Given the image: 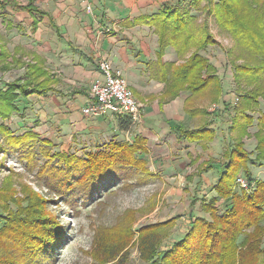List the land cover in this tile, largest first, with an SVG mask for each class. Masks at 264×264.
Returning <instances> with one entry per match:
<instances>
[{"label":"crops","instance_id":"0c3cea01","mask_svg":"<svg viewBox=\"0 0 264 264\" xmlns=\"http://www.w3.org/2000/svg\"><path fill=\"white\" fill-rule=\"evenodd\" d=\"M208 1L217 5L220 0H200L201 4ZM185 3L184 0H0V69L10 72L29 62L34 67L32 73L37 74L34 77H38L37 83L33 82V92L20 98L21 114L14 113L10 118L14 126L19 132L28 126L38 132L49 131L59 142L87 147L83 149L87 152L104 149L116 140L132 142L141 135L146 138L143 155L155 178H177L199 157L194 173L203 180L216 172L214 185L227 160L225 153L234 144L218 148L221 124H226L220 118L229 117L227 133L237 143L241 130L240 126H234L236 111L219 108L215 118L203 121L201 127L212 129L211 140L181 136L179 127L196 128L187 127V118L191 122L207 116L208 108L190 107L189 98L183 97L185 88L172 74L183 62L174 46L167 45L160 53V36L155 25L135 20L159 12L164 4L180 5L195 17L200 16L193 12L202 9L195 5V0ZM212 13H206V18L209 16L211 20ZM103 59L122 71L142 104L140 120L129 129L120 126L122 116L83 113L90 100L92 83L102 76L99 62ZM168 63L173 65L166 67ZM217 63L212 64L218 69L223 94ZM23 77L27 79L26 73ZM197 97L208 96L202 93ZM33 118L39 122L29 124ZM251 127H255V120L247 128ZM197 145L207 153L203 156L201 151L194 153ZM219 154L220 158L215 159ZM213 185L210 189L215 192Z\"/></svg>","mask_w":264,"mask_h":264},{"label":"trees","instance_id":"16d2710c","mask_svg":"<svg viewBox=\"0 0 264 264\" xmlns=\"http://www.w3.org/2000/svg\"><path fill=\"white\" fill-rule=\"evenodd\" d=\"M241 3L242 8L239 10ZM195 5L199 6L200 0H195ZM217 7L219 11H216L215 15L221 30H226L237 41L236 47L228 51L234 68V80L239 88L251 87L250 98L243 94L239 98V101L241 98L247 100L246 108L235 109L234 126H240V130L243 131L255 120L254 114L248 111L254 110L256 103L261 105L260 101L264 100V0H220ZM195 19L189 9L174 4H164L159 12L135 19L137 22H152L155 25L160 36V53H163L167 45L174 46L178 59H182L183 62L175 67L172 74L191 94L205 93L214 84L218 88L221 87L215 66L201 53V50L210 44L217 43L216 39L207 24L197 25ZM245 54L250 55L254 61L258 57L263 62L260 59L258 60L261 63L245 62L246 60H242ZM172 65L173 63H168L166 67ZM205 67L211 72L202 77ZM32 90L18 82H8L0 87V137L4 139L3 144L6 148L8 146L20 151V157L26 160L30 169L37 162L38 152L35 151V146H43L44 156L60 160L65 165L57 167L49 164L44 167L46 172L54 171L55 176H59L52 179V184H58L65 190V194L87 191L75 196V200L81 197L83 201L91 199L101 190L118 186L129 175H135L138 178L137 183L140 184L155 179V174L150 171L143 155L146 138L141 135L132 142L121 140L110 142L106 148L90 151L84 158H79L59 150L50 151L52 143L42 139L36 131L14 133L7 121L12 114L20 111V98L29 96ZM119 120L122 128L129 129L133 125L128 116H122ZM257 125L259 144L256 146L255 158H252L251 154L241 153L244 150L237 142L225 153L227 160L222 164L221 172L213 185L216 195L208 200L202 196L205 199L201 202V208L210 212L213 219L197 216L183 232L182 237L165 251H159L155 234H145L141 237L140 249L142 258L150 261L149 264H248L246 259L250 255H254L256 259L253 257L249 264H264L262 244H259V247L245 246L252 236H257L260 240L264 238V179L253 178L250 168L254 163L264 164V112L258 117ZM178 130L181 136L190 140L213 138L212 129L208 127L192 130L179 127ZM1 141L0 139V148H5ZM239 172L246 174L245 178L249 183H255L253 192L249 193L243 189L238 191L239 193L236 192L234 184ZM82 175L83 177L79 178ZM232 178L233 180L235 178L234 182ZM78 182L84 184L78 185ZM221 198L224 207L218 214L217 202ZM191 200L195 202V196ZM31 203L30 201L27 204L26 207L29 209H26V212L23 209L20 211L19 208L16 211L9 209L6 219L2 220L0 239L5 240L13 253L0 257V264L54 263L52 249L55 244V229L59 222L53 221L52 216H44L43 207L33 209ZM172 221L173 219H169L162 224H169ZM250 229H255L256 234L250 235ZM113 248L114 246L109 248L110 252L116 250ZM112 257L108 255L104 258L106 260L99 258L98 262L113 264L109 260Z\"/></svg>","mask_w":264,"mask_h":264},{"label":"rangeland","instance_id":"374dc122","mask_svg":"<svg viewBox=\"0 0 264 264\" xmlns=\"http://www.w3.org/2000/svg\"><path fill=\"white\" fill-rule=\"evenodd\" d=\"M184 1H186V3L189 2V0ZM208 2L206 4H201L200 2L199 7L202 9L198 8L200 11L193 9V12L195 15H200L196 17L195 23L201 26L207 24L211 34L216 39L217 44L208 46V48L201 51V53L208 58L211 64L218 62V73L224 90L222 94L221 87L218 88V86L214 84V86L205 92L208 97L201 98L197 96L203 92L191 94L187 88L184 89L186 92L184 91L183 97L189 98L187 101L190 103V107L198 105L199 107L201 106L200 109L208 108L209 111L207 116H199L197 119L191 120V122L189 121L190 118H187V127L194 126L196 127L195 129L200 128L203 121L211 118V116L215 118V111L219 110V108L232 110L236 108L241 110L242 108L245 109L247 100L241 98V101L238 102L237 98L243 95H247L248 98H250L252 94L250 92L251 87L246 89L242 87L239 88L234 80V68L230 61L231 59L228 51L236 47L237 41L226 30H221L215 15V12L219 11L218 7L214 5L213 1ZM241 8L242 3L239 6V10H241ZM208 12H214L212 13L213 18H211V20H209V16L206 18V13ZM249 56L250 55L246 54L243 55L244 59L242 58V60L254 64L260 59L257 57L254 61V59ZM219 59H221L223 65H221ZM260 61L259 63L263 62ZM23 64L24 63L17 66L14 71L10 72L8 69L1 68V86H4L3 82L9 81L24 84L29 89L34 87L33 82L37 83L38 81V77H34L37 76V74L35 75L31 71V68L34 67H32V63L29 62ZM206 68L207 67L202 71V77L209 75L211 72L209 68L207 70ZM115 69L117 70V68ZM35 72L38 73V71ZM24 73L27 75L26 80L23 77ZM29 82H32V84L27 85ZM133 94L135 96L134 92ZM135 100L141 103L136 96ZM260 103L261 105L256 103L254 110H250L251 112L248 111L254 114L255 127H251L250 129L245 128V130L241 131L238 139L239 147L244 150V152L241 153L247 155L251 154L252 158H255L256 146L259 144V142L256 141L259 139L257 137L258 128L256 124L258 122V117L264 112V100H261ZM16 113L21 114L19 111H16ZM19 117L23 116L17 115V118ZM26 119L28 120L29 118L26 117ZM36 120V118H33V121H28V123L34 125L37 122ZM220 120H224L226 124H221L223 127L220 132L222 138L218 141V148H224L232 143L234 144L231 146L236 145L237 143L234 141L232 142V139L227 133L229 124H227V122H229V117L221 115ZM7 122L16 134H22L26 131L21 130V132H19L17 130L18 127L14 126L11 119ZM24 129L36 131L31 126L25 127ZM36 132L42 139H46L52 143L50 146V151L52 150V152L59 150L69 155H76L79 158H84L89 152L83 151V149L87 147H80L78 145L72 146L70 142H59L55 138L56 136L49 131ZM0 139L2 140L1 145L6 148L3 144L4 139L2 137H0ZM123 141L125 140L123 139ZM5 148H0V214L2 213L0 215L2 218H0V225L2 224V220L4 221L6 219L9 209L16 211V209L19 208L20 211L23 209L26 212V209H29V207L26 206L30 201L32 202L33 209L43 207L44 216H52L53 221L57 220L59 222L55 229V244L52 249L55 257L53 264H100L98 259H104L108 255L113 256L109 259L113 264H149L150 261L142 258L140 249V240L145 234H155L159 251H165L171 248L173 244L182 237L183 232L189 228L190 224L197 216H204L209 220L213 219L210 212L202 210L201 202L205 198L208 200L216 195L215 192L210 189L214 183L216 172H212L206 176V178H203V180H199L198 175L194 173L196 171L195 169L199 166L197 163L200 160L199 157L197 159L192 158L197 161L191 163L192 165L189 166V169L181 173L177 178H152V180L140 184L137 183L138 178H136L135 175H129L127 179L121 181L118 186H112L108 190H101L100 193H95L91 199L83 201L81 197L75 200V196L81 195L87 191L80 190L78 192L65 194V190L60 188L58 184H52V179H57L59 176H55L56 172L54 171L49 172L48 170L46 172L44 167L49 164L53 166L61 165L62 167L65 165L60 160H56L50 156H44L43 146H35V151L38 152L37 162L31 166V169L25 162L26 160L20 157V151L18 149L8 146L6 149ZM200 151L202 156L207 153L201 149L200 145H197L194 153ZM220 155L221 154H219V157L217 156V158H214L218 159ZM252 165L253 167H250L252 177L264 179V164L260 165L254 163L251 164V166ZM57 170L56 168V171ZM241 174L245 178L246 174L242 172ZM82 177L83 175L79 178ZM83 184L84 182H78V185ZM234 188L236 192L242 191L237 184H234ZM193 196L196 198L195 202L191 200ZM222 201L223 199L221 198L217 202L219 207L217 211L218 214H220L221 209L224 207ZM169 219H173V221L169 224H162ZM150 225L153 226L149 227ZM149 228H151V230H149ZM249 231L250 235H253L252 233L256 234L257 232L255 229H250ZM245 233L247 234L248 231ZM247 243L245 245L247 247L248 245L249 247H252V245L259 247V244L264 246V238L260 240L257 236H252ZM7 245L4 239H0V257H5V254L11 255L13 253L11 247ZM112 246H114L116 250L110 252L109 248ZM243 249H245V247H243ZM253 257L254 255L248 256L246 259L248 264ZM254 259L256 258L254 257Z\"/></svg>","mask_w":264,"mask_h":264},{"label":"built area","instance_id":"2783aa9c","mask_svg":"<svg viewBox=\"0 0 264 264\" xmlns=\"http://www.w3.org/2000/svg\"><path fill=\"white\" fill-rule=\"evenodd\" d=\"M99 68L102 76L92 83L90 100L83 107V113L92 116L108 114L128 116L134 122L140 120L142 104L135 100L133 90L121 70H116L108 59L101 60ZM236 184L240 190L243 189L249 193L255 189V183H249L241 173L236 179Z\"/></svg>","mask_w":264,"mask_h":264},{"label":"bare ground","instance_id":"6f19581e","mask_svg":"<svg viewBox=\"0 0 264 264\" xmlns=\"http://www.w3.org/2000/svg\"><path fill=\"white\" fill-rule=\"evenodd\" d=\"M132 120V119H131ZM132 122H133V124H135L136 122H134L133 120H132Z\"/></svg>","mask_w":264,"mask_h":264}]
</instances>
